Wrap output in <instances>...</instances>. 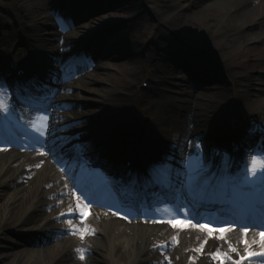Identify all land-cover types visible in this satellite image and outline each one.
Listing matches in <instances>:
<instances>
[{"label":"bare ground","instance_id":"obj_1","mask_svg":"<svg viewBox=\"0 0 264 264\" xmlns=\"http://www.w3.org/2000/svg\"><path fill=\"white\" fill-rule=\"evenodd\" d=\"M92 1L83 0V3ZM172 1L112 0L110 7L116 12L124 14L127 9H139V5H153L152 9L159 10L162 16L172 11L174 13L176 9L178 15L176 17L170 16L168 22L171 29L180 31L184 29L198 30L201 25H207L204 33L208 34V38H205L208 43H203L199 46V49L194 46L185 47L186 45L173 49L175 48L173 47L174 44L170 43L168 39H164L159 46V50L162 51L161 54L140 55L137 52L138 54L135 57H129L126 61L115 64V67H112L111 70L119 73L123 69L134 70L137 65L145 67L147 64L149 70L145 82L151 85L155 84L156 81H164L168 70L166 63L173 60L175 65L178 64V67L182 68L186 76L188 74L193 76L191 71H200L199 73L207 75L210 79L211 82L209 83L212 86L203 87L202 91L195 93L184 89V93H186L184 95L188 93L193 100L182 98L179 101H184V103L181 104L179 101L167 100L170 98V94L160 91L154 95L147 108L140 113H134L133 121L128 119L127 116L123 120L125 126L121 123L118 126L117 120L120 118L122 108L126 106L128 108L129 106L127 110L132 111V113L136 110V108L132 109L131 106L135 105L138 99L133 96V93L130 94L129 86L122 88V91L117 94H110V87L106 86L102 95L103 98H109L106 100L107 103L105 104L102 101L100 102V108L93 111L88 109V112L80 114L72 109L83 105V100L87 98L83 95H77L79 92L78 87H73V89L69 85L60 84L67 94L57 106L58 113L49 117L51 120L47 121V119H44L45 115H38V111L22 106L24 116L28 118L23 121L25 122L22 124L24 126L20 129L30 137H35L34 135L37 137L32 138L34 140L33 144L23 138L24 140L20 142L18 148L6 147L8 144L5 138L9 136V131L17 132L19 128L14 127L12 130L10 128L12 121L0 111V189H9V192L4 193L5 196L0 204V229L5 226L18 229L32 228L28 230H36L45 234L54 230V232H57V237L61 238L57 245H53L54 247L51 245L36 248L37 250L34 251H25L30 253L29 259L25 262H22L21 257L18 256L19 252H12V250L6 249V246H0V264H108V260L109 264H163L167 261V258H169V264H253L250 261L256 260L258 255L264 254V232L261 229H254L250 226L245 228L244 224L242 225L245 222L244 208H240L239 213L235 214L233 212L234 215H231L232 220L241 225V227L233 229V227L221 228L214 224L215 219L223 214L217 202H213L205 210L201 208L192 211V208H190L194 215L198 213L203 216V222H198L195 219L190 222L177 221L169 219V217H165L163 220L149 218L125 219V214H120L119 209L113 205L112 200L100 191H95L93 194L96 202L94 204L89 203L88 197L90 196L84 197L88 186L85 185V188L77 182V179H80L81 176V159L73 153L76 150L77 142L81 139V135L86 134L81 133L71 139L72 137H67L68 134L64 133L66 139L74 143L70 147L69 154L65 153V144L62 140L54 137V134L61 133L63 130H75L79 126H86L91 133L93 132L95 141L103 151L106 149L114 153H101V150H99L102 161H105L102 156H109L119 159L127 158V160H133L134 163L140 166L149 165L150 161L156 156L154 154L151 156L150 147L156 150L158 158H161L159 155H163L161 154L162 151L160 152L162 149V135L158 136L155 141H150L149 136L142 137L143 132H148V128L152 127L166 130L173 123V118H176L179 132L177 133V141L174 144L175 147L171 151L175 161L183 163L191 169V159L198 160L200 155L201 160H198V162L200 164L205 162L206 167L202 166L203 168L201 167L200 170L202 174H206L207 168L215 166L217 163H219L217 166H223L221 163L232 158V161L236 162V169L234 168L232 171L233 177L241 178L246 174L249 154L258 153L254 152L253 149L259 145L258 139L264 137V130L259 129L255 133L257 137H254L253 134H250V127L254 126L251 124L250 119L247 122L245 119L237 117L230 121L229 116L230 112H235L239 108L235 101L237 97L240 99L243 109H246L247 112L256 114L258 111H264V96L260 98L261 100L258 99L259 103L256 104V101L247 95L248 75L251 73L249 69L243 70L237 66L232 71L235 81L227 82L217 70L216 58L218 55L224 60L228 56L222 55V52L230 50H232L231 57L233 58L242 59L252 55L250 46L257 43L264 36V25L258 29L264 21V0H206L194 8L184 5L181 0H176L178 4L173 5L171 10V5L169 6L166 3H172ZM43 3L46 6L44 1ZM23 8L24 11L21 16H31V22L33 23L37 24L48 17L47 11H39L37 7L33 9L29 3L24 4ZM63 8L66 7L63 5ZM62 12L64 13L65 9ZM79 19L80 16H77L76 20ZM81 27L84 26L77 25L75 31H79ZM109 29L112 31V39L132 33L130 22L125 20H118ZM252 29L256 30L253 31ZM50 33L45 26L33 33V37L25 36L19 48L16 47L12 50L6 51L1 44L0 59L9 60V57H13L14 60H17L16 65L21 64L20 66L27 67L25 68L29 71V75L39 73L38 69L44 66V55L42 45H38V50H33L35 47L34 42L37 40V43H40L42 40H47L48 36H51ZM82 37L81 35H75L71 38L80 41ZM91 37L94 46H99L102 42L99 36L97 38L96 32ZM132 45L135 48L137 43L134 42ZM30 47L32 52L29 51ZM209 48H218L217 54ZM98 49L100 53L98 56L106 57L107 61L100 63L97 70H106L105 73H107L109 68L106 65L109 59L114 61L119 57L115 55V50H107L106 52L100 47ZM7 52L8 55L5 56ZM24 60L25 62L22 63ZM67 61L59 63L64 65ZM129 64L132 65L131 68H129L130 66L127 67ZM1 70L0 65V73H2ZM41 72H44V70H41ZM219 74L222 78L218 76ZM2 79H5V76ZM65 79L64 74H59L58 80L63 82ZM219 80L222 82L220 86H218V82L216 83ZM94 81H98V79H94ZM256 86L264 91V79H260ZM90 92L95 93L93 89ZM161 99L168 102H162ZM11 102L8 103L9 117H11V114L13 115V106L16 104L13 101ZM140 104L139 102L138 106ZM38 107H42V110L46 112L55 108L51 103L40 104ZM170 108L177 111L179 109L181 112L179 115L174 114L172 116L173 110L171 112ZM222 111H224L223 116ZM90 113L94 116L91 121L89 120ZM127 114L128 112H124L122 117ZM73 115H82V117L77 116L78 119L74 120L71 119ZM57 119H60L61 122L55 123ZM130 126L132 130H129ZM34 128H39L41 132H44V135L39 134ZM93 129H96V131H93ZM116 130H118L119 135L116 134ZM218 133L222 135L224 141L218 142L219 144L216 147H232L233 151L228 153L229 156L224 150L209 149ZM214 135L215 137H213ZM57 136L59 137V135ZM37 141L44 145L48 153L52 151L58 155L53 158L47 157L39 149H31V147L37 145ZM141 141L148 143L141 144ZM189 147L193 148V151L186 154L185 148ZM61 153H64L66 157L68 155L69 160L71 159L76 163L60 156ZM54 158H58V164ZM213 160L216 162L211 164L210 162H213ZM56 165H58V168ZM180 171L182 170L179 166L168 168L167 174L163 175V178L168 184L176 188L179 180L176 177L179 176ZM121 181L114 179L110 182L117 195H119L120 188L129 189L125 183H120ZM152 181L153 179L141 176L134 184L147 193L142 185H148ZM91 186L90 188L95 190L94 186ZM241 188L244 189L242 186ZM138 192L140 191L138 190ZM170 197L172 199L177 198L173 193L170 194ZM177 200L179 202L181 198L179 197ZM145 204V202H142V205ZM49 209L51 210L49 211ZM46 213L48 214L46 215ZM82 213H85V216L82 219L77 218ZM92 214H95L96 217L93 218ZM256 214H260V212L257 211ZM250 215H252V212H250ZM208 218H211L212 222L208 221ZM55 221H58L57 224H55ZM29 225L33 226L29 227ZM88 229H93L95 234ZM173 237L178 238V246L172 245L169 252L161 255L159 248L171 245ZM95 246L107 250L108 260L102 258L101 263L93 261L91 252L93 253L92 249ZM69 247L73 249V253L68 257L66 256L65 259L55 256ZM52 249H57L58 252L55 254L53 251L49 256V250ZM78 250H82V252ZM20 252L22 254L24 251ZM81 255H83V258H81ZM178 257L179 260L176 259ZM245 259L250 260L243 261Z\"/></svg>","mask_w":264,"mask_h":264},{"label":"rangeland","instance_id":"obj_2","mask_svg":"<svg viewBox=\"0 0 264 264\" xmlns=\"http://www.w3.org/2000/svg\"><path fill=\"white\" fill-rule=\"evenodd\" d=\"M43 1L45 2L46 6H44ZM0 0V45L2 44V47L7 50L15 49L16 47L19 48L20 44H22L23 39L25 36L33 37V33L39 31L40 29L44 28L46 26V30L51 32V36H48L47 40H42L40 43H37L38 41L35 40L34 45L35 47L33 50H38V45H42V51L44 55V66L40 70H44L45 72L41 75V78H39V84H43L42 89L40 90L42 93H46V96H52L50 99L51 102H53V105L57 107V104L59 101L62 100V96L64 97L66 91L62 89V86L60 84L69 85L70 87H78L79 92L77 95H83L87 99L83 100V105L76 106L72 110L79 112L80 114H84L89 111H93L94 109L100 108V102L103 101V103H107L106 100L107 97L103 98V89H105L106 86L110 87V94H117L122 91V88L129 86V90L131 93H133V96L138 99L136 101V104L131 106L132 109L136 110L132 113V111H129V106L127 108L124 107L121 109V115L120 118L117 120V125L119 126V123L125 126L123 120L126 119L128 116L130 120H134V113H140L143 109L147 108L154 95H156L160 91H164L170 94V98L167 100L171 101H179L182 98H190V95L187 93V95H184V89H187L189 92H198L202 91L203 87H210L212 84H210V79L206 75H202L199 73L200 71H191L192 75H187L183 72L182 68L178 67V64L175 65L173 60L168 61L166 66H168V70L166 73V78L160 81H156L155 84L148 85V82H145L146 78L148 77V70L149 65H145V67L137 65V68L134 70H124L117 73L116 71H112L111 68L115 67V64H118L120 62L126 61L129 57H135L138 53L140 55L145 54H161L162 51L159 50V46L161 45V42H163L164 39H168L170 43H173L175 48L178 49L183 46L185 47H195L196 49H199V46L203 45V43H208L205 38H208V34L204 33V30L206 29L207 25H201V27L198 30H192V29H184L183 31L180 30H173L170 27V16H177L178 12L175 9L174 13L173 11L169 14H163V16L160 14V11H156L153 8V5H139V9H127L126 13H120L116 12V10L111 9L110 5H112V0H93L90 3H83V0ZM184 5H187L188 7H196L198 4H201L205 2L206 0H181ZM29 3L32 8H38L39 11H47L48 17L47 19L41 20L39 23H33L31 22V16L22 17V13L24 11L23 5ZM40 3V4H38ZM141 4V3H140ZM169 4L171 10L173 5H177L178 1L173 0L172 3H166ZM64 7L66 8H63ZM81 5V6H80ZM168 6V7H169ZM65 9V12L63 13L62 10ZM61 10V14H60ZM170 10V11H171ZM59 14V16H58ZM77 16H80L79 20H76ZM49 19V20H48ZM76 20V21H74ZM118 20H125L130 22L132 33L131 34H125V36H122L117 39H112V31L109 29V27H113L114 24ZM34 21V20H33ZM43 23V24H42ZM81 25L84 27H81L79 31H75L76 26ZM264 25V21L259 25V28H262ZM256 28V27H255ZM255 31L256 29H252ZM187 31V32H186ZM97 33V38L99 36V39L102 41L99 46H94L91 42V36L94 33ZM181 32V34H179ZM71 33H74L78 36H83L80 41L77 39L71 38ZM120 36V33H119ZM66 39V40H65ZM74 41V42H72ZM136 42L137 46L134 48L133 43ZM98 44V42H97ZM102 48L104 50L108 51H114L115 55L118 56V59L111 60L107 62V67L109 68V71L107 73L106 70H97L98 65L102 63L103 61H107L106 57H99V49ZM133 47V48H132ZM251 48V56L245 57V58H236L231 57L232 50L230 51H223L222 55H227L224 60H222V57L216 58L217 62V70L220 74H222L227 80V82H233L234 75L233 70L234 68L241 67V69H249L251 73L248 75V84H247V95L249 97H252L254 101H256V104L259 103L260 98L264 96V91H261L260 88L256 86L257 82L260 79H264V36L262 39H259V41L252 46ZM108 48V49H107ZM101 49V50H102ZM211 51H213L215 54L218 52V48H209ZM29 51L32 52V48H29ZM138 52V53H137ZM8 55V52L5 54V56ZM4 56V55H3ZM42 60V62H43ZM67 61L64 65H61L59 62ZM5 61V62H4ZM17 60H14L13 57H9V60L7 59H0V65H1V71L2 73L9 75L10 71V63L13 66H16ZM25 62V60L23 61ZM9 63V64H8ZM130 66V67H129ZM127 67L131 68L132 65H128ZM16 73H13L15 75ZM41 74V72H40ZM59 74L65 75L66 82H60L58 80ZM218 74V73H217ZM218 75L222 78L221 75ZM192 76V77H191ZM223 78V79H224ZM94 79H98V81H94ZM10 78L8 76V80H3L6 85V91L4 92V100L5 102L12 103L11 101L15 102L14 107V113L11 114V118L13 124L15 127L20 125L21 121L26 120L28 117L24 116L23 110H22V97L27 98L25 95L20 94L19 88L13 86L10 84ZM224 81V80H223ZM213 82V81H212ZM219 83L218 86L222 83L220 80L216 81V83ZM226 82V81H225ZM252 83V84H251ZM232 84V83H231ZM61 86V87H60ZM187 86V87H186ZM217 86V85H215ZM55 87L59 88L55 92L52 93V90L55 89ZM186 87V88H184ZM74 89V88H73ZM94 90V92H90L91 90ZM17 90L16 92H14ZM214 90V89H213ZM21 91L23 89L21 88ZM81 91V92H80ZM64 94H63V93ZM55 93V94H54ZM50 94V95H49ZM19 95V96H18ZM162 98V97H161ZM232 99V97H231ZM237 99V100H236ZM235 99L236 105L238 104V107L235 112H230V121H233L237 117L245 119L248 122V119H250L251 124L254 125L253 127H250L251 129L255 128L257 131L259 129L264 130V111H258L255 113H249L246 111V109H243L242 104L240 102V99L238 97ZM259 99V100H258ZM23 100V99H22ZM193 100V99H192ZM162 102H168L164 99ZM141 103L138 106V103ZM102 103V104H103ZM179 103H184V101H179ZM186 104V103H185ZM188 104V103H187ZM225 108V107H224ZM126 109V111H125ZM250 109V108H249ZM173 110V112H172ZM170 108V111L172 112V116L174 114L179 115L181 112L179 109L178 111L175 109ZM225 110V109H224ZM53 111V110H52ZM73 111V112H74ZM124 112H128L127 115L122 117V114ZM57 112H52V115L57 114ZM224 111H222L223 116ZM49 115L51 112L48 113ZM48 115V116H49ZM91 121L94 116L93 114H89ZM225 115V114H224ZM7 116H9L7 114ZM6 116V117H7ZM73 115V118L71 119H78V117H82V115ZM93 116V117H92ZM222 118V117H221ZM176 118H173V123L169 125V128L166 130L163 128H148V132H143L142 137L149 136V140L155 141L158 136L162 135V149L161 151L171 153V151L174 149V144L177 141V133L179 132L177 128V122L175 121ZM51 120V118H47V121ZM158 120V118H157ZM61 120L57 119L55 123H60ZM68 122V121H67ZM96 123V122H95ZM143 123V122H142ZM176 124V125H175ZM10 128L13 130L14 126L10 124ZM125 128V127H124ZM223 129V128H219ZM74 130H63L61 133L54 134V137L60 138L65 144L66 148H64L65 153H67L70 149L67 146L71 142L66 139L67 137H72L78 135V131H82L85 134L88 132V135L90 137H93V132H89L87 130V127L85 126H79L78 129ZM129 130H132V127H129ZM93 131H96V129H93ZM118 130H116L117 132ZM256 131V133H257ZM18 132H12L11 135L7 136L6 142L8 144V148H18L20 137ZM63 132V133H62ZM215 132V131H214ZM213 132V133H214ZM95 134V133H94ZM99 134V132H97ZM119 135V133H116ZM22 135V134H21ZM59 135V137L57 136ZM114 135V133H113ZM132 135V134H131ZM258 135V134H257ZM254 137H257L255 134H253ZM215 137V135L213 136ZM89 136H82L81 135V142L80 144L83 146ZM221 138V137H220ZM217 138L214 139V143H216V146L219 144L221 140L224 141V138ZM84 139V140H82ZM263 139V140H262ZM258 139L259 145L264 142V138ZM148 140V139H147ZM144 143H146L144 141ZM147 144V143H146ZM18 145V146H17ZM16 146V147H15ZM53 146V145H52ZM54 147V146H53ZM219 149H222L224 151H230L232 149L230 148H221V147H215ZM240 148V147H239ZM40 151L44 152L47 157H56L58 154L56 152H50L48 153L46 149L44 148L43 144L39 145L38 148ZM187 151L186 154H190L191 151H193V148H185ZM207 150V149H206ZM228 153V152H226ZM253 155H260V153H254ZM60 156L67 158L64 153H61ZM205 156V155H204ZM162 157H166L165 155ZM161 157V158H162ZM55 159V158H54ZM56 163L58 164V158L55 159ZM69 160V159H68ZM169 160V161H168ZM227 160V158H226ZM225 160V161H226ZM161 163L160 165H163V160H159ZM116 163H120V159L115 161ZM167 163L174 167L175 165L180 166L181 170L185 169V164H181L176 162L173 159H167ZM223 165H227V162H223ZM58 168V165H56ZM60 167V166H59ZM61 168V167H60ZM62 169V168H61ZM171 169V168H170ZM63 170V169H62ZM84 170V169H83ZM80 173V179H77V182H79L83 187L86 188L88 186V190L86 192L88 197L89 203L94 204L96 202V199L93 198V194L95 190L93 188H90V183L93 182L91 179V174L87 171ZM187 171V169H185ZM185 171V172H186ZM162 173L163 170H161ZM185 172H181L179 174V178H181V174H184ZM65 173V170H64ZM66 174V173H65ZM86 185V186H85ZM90 185V186H89ZM92 187V186H91ZM9 192L8 188H1L0 189V204L3 201V197L5 194ZM5 193V194H4ZM110 199V198H109ZM111 200V199H110ZM113 204H116L112 201ZM117 205V204H116ZM118 206V205H117ZM41 208V207H40ZM121 208V206H120ZM52 209V208H51ZM49 209V211L51 210ZM122 209V208H121ZM1 211V209H0ZM138 211V210H137ZM48 213H46L47 215ZM85 213H82L79 215V217L82 219L85 215ZM129 214H137L136 212H132L129 210ZM136 216V215H135ZM92 217H96L95 214H92ZM128 218L131 219L130 216L127 215ZM136 220V219H135ZM55 221V224H57ZM253 223L251 226H253ZM33 225H29V227H32ZM32 228H26V229H18L14 227H3L0 229V246H6V249L12 250V252H19V255L21 257L22 262H25L29 259L30 253H27L25 251H34L37 250L36 248L39 247H47V246H53L57 245L60 237H57V232H54V230L49 231L48 233H41L37 232L36 230H28ZM65 238V236H64ZM171 245H165L159 248L161 251V255L164 253L166 254L171 250V246L175 245L178 246V238L173 237L172 238ZM49 241V242H48ZM54 247V246H53ZM58 248V247H57ZM169 248V249H168ZM2 250V249H1ZM48 250V249H47ZM93 250V253L91 252V256L93 257V261H98L99 263L102 262V258L108 257L107 250L105 248H101L99 246H95ZM20 251H24L22 254ZM54 251L56 254L58 251L57 249L49 250V256ZM73 253V249L71 247L66 248L63 252L56 254L55 256L62 257L65 259V257L71 255ZM53 255V254H52ZM258 257V258H257ZM256 260L254 259L252 262L253 264H264V254L258 255ZM260 258V259H259ZM176 259H180L179 257ZM108 260V259H107ZM107 263V261H106ZM169 264V258H167V261H165L163 264ZM109 264V260H108ZM161 264V263H157Z\"/></svg>","mask_w":264,"mask_h":264},{"label":"snow or ice","instance_id":"obj_3","mask_svg":"<svg viewBox=\"0 0 264 264\" xmlns=\"http://www.w3.org/2000/svg\"><path fill=\"white\" fill-rule=\"evenodd\" d=\"M6 88L7 85L2 79V73H0V111L7 116L10 109L4 100V92L6 91ZM44 119H47V117L45 116ZM34 130L39 134L44 135V132H41L39 128H34ZM256 131L257 129L255 128L250 129V134H255ZM253 151L260 153V155L249 154V163L246 166V174L241 178L240 185L250 193L259 191L264 195V142L253 149ZM249 177H251V179H249ZM125 219H127V217H125ZM88 230L95 234L93 229ZM78 251L82 252V250ZM81 258H83V255H81Z\"/></svg>","mask_w":264,"mask_h":264}]
</instances>
